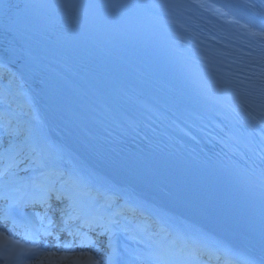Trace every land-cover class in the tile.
Instances as JSON below:
<instances>
[{"label": "bare ground", "instance_id": "bare-ground-1", "mask_svg": "<svg viewBox=\"0 0 264 264\" xmlns=\"http://www.w3.org/2000/svg\"><path fill=\"white\" fill-rule=\"evenodd\" d=\"M202 5L207 6L212 11L219 14L222 18L230 20L235 24L244 26L252 31L264 33V22L251 14L246 13L235 0H197ZM0 64H3L10 72L16 74L24 85L27 97L31 101V113L38 117L39 124L36 130L41 132L43 138H35L37 143L43 146H51L55 142L56 152L61 157L65 154H72L76 157L77 162L84 169V179L77 182L79 188L84 189L88 180H93L92 186L101 192V195H107L106 187L112 185L114 191L119 195L122 203L135 204L138 208L151 215L156 225L164 230L174 232L177 237V247L188 246L193 251H205L213 254L218 249L225 257L237 258L236 249L227 241L217 238L205 229L198 227L184 219L170 213L153 202L134 194L128 189H124L120 184L114 182L109 176L101 173L90 159L77 151L79 149V141L76 139L74 131H70L64 139L60 136L59 125H65L59 118L58 111L47 105L39 97L38 92L33 88L30 81L17 69L14 64L9 63L0 54ZM60 133V134H59ZM33 140V139H32ZM183 223V226L180 224ZM185 225L187 227H185ZM195 251V252H196ZM213 251V252H212ZM215 254V253H214ZM246 264H260L251 259Z\"/></svg>", "mask_w": 264, "mask_h": 264}, {"label": "rangeland", "instance_id": "rangeland-1", "mask_svg": "<svg viewBox=\"0 0 264 264\" xmlns=\"http://www.w3.org/2000/svg\"><path fill=\"white\" fill-rule=\"evenodd\" d=\"M0 70L3 73L2 82H7V83L11 82V84H13L14 89L21 96L22 103L25 106L24 117L26 118L27 121L25 123H23L21 126V134H22L21 140L23 141V146L29 145V146L35 148L39 153L43 154L42 157L44 159L47 155H52L53 158L54 157L60 158L61 162H60L59 166L56 167L58 169H64V167H63V166H65L64 160L72 158L75 161V163L78 165V167L80 168V170H81L80 174H73L71 169L68 171H64L63 174L67 179H69L72 182L75 181L74 180L75 177L82 180V177L85 176L84 169L80 164L77 163V161L75 160V158L71 154H65L62 157H58V154L56 152V148L54 147V145L44 146L45 149H41L40 147H38V143L35 141L36 139L32 138V137L37 136L38 138H43V135L41 134V132L36 130V127L39 124V119L37 116H35L31 113V107H32L31 101L29 100V98L26 95L24 85L20 81L18 76L16 74L10 72L3 64H0ZM1 139H0V141H1ZM2 140H4V139H2ZM9 150H10L9 147H4L2 144H0V158L3 157L4 155L8 154ZM10 153H11V155H13V152L10 151ZM40 162H41L40 169L42 170V169H44V165L46 164V161L41 158ZM2 163H3V161L0 160V165ZM93 182H94L93 180H88L87 184H89L91 186V184H93ZM74 185L77 188V183H75ZM0 187L7 188L8 186H6L5 183H1ZM86 191L88 193H92L93 195L99 196L98 198L100 200L106 199L109 202H112L115 200L113 203H116L118 205L121 204V202H119L118 199H116V198H113V197L104 198L103 196H100V194L92 188L86 189ZM109 194H113V191L109 190ZM131 209H132V212H131L132 215L134 217L135 216L139 217L141 220L143 219L146 222L145 224H146V227H148V229L150 226L152 228H155L156 230H162L159 232L164 233L166 235V240H165L166 242L164 241L165 243H168L170 241L169 238H167L168 233H165L163 231L164 229L157 226L156 222L154 220H150L148 217H144V216L140 215V212L136 207H131ZM3 234H5V233L0 229V240L1 241H3V239H4L3 237H1V235H3ZM19 248H24V246L21 245V246H19ZM50 249L51 250H49L46 254L40 255L36 260L31 261V262H25L23 264H83L84 262H87V260L89 258H91L93 256L97 258L99 264H107L108 254L111 251L109 244L107 245L105 243V241L102 242L101 244H99V246L97 248L96 247L89 248L88 250L74 251V250L66 249V248H61V249L50 248ZM28 250H31V249L28 248ZM214 259L215 258H212V259L210 258L211 261H213ZM0 264H6V263H0Z\"/></svg>", "mask_w": 264, "mask_h": 264}, {"label": "trees", "instance_id": "trees-1", "mask_svg": "<svg viewBox=\"0 0 264 264\" xmlns=\"http://www.w3.org/2000/svg\"><path fill=\"white\" fill-rule=\"evenodd\" d=\"M0 97L8 102V104L2 108V112L0 114V137L6 136L8 141L19 145L22 141L21 126L27 121L24 117L25 106L22 105L21 96L16 92L11 82L7 83L0 80ZM29 153H31V155L34 154L32 151ZM30 158L31 156L26 159L21 157V160L19 159L17 161L16 171L13 173L14 180L22 176V174L26 171V168L29 166ZM34 164H37V161H34ZM53 176L55 177L53 179L54 181L61 178L59 175L50 174V177Z\"/></svg>", "mask_w": 264, "mask_h": 264}]
</instances>
